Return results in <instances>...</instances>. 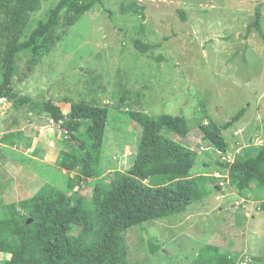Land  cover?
Listing matches in <instances>:
<instances>
[{"label":"rangeland","instance_id":"1","mask_svg":"<svg viewBox=\"0 0 264 264\" xmlns=\"http://www.w3.org/2000/svg\"><path fill=\"white\" fill-rule=\"evenodd\" d=\"M59 1L42 0L23 39ZM259 4L264 0H100L73 26L65 21L73 14L63 12L55 42L39 54L17 55L12 80L18 95L51 99L64 113L80 101L109 108L97 165L108 186L117 172L131 167L141 138V127L129 118V111L187 119L191 128L187 137L168 131L164 135L196 152L191 173L214 178L207 184L211 196L189 206L188 218L178 214L125 232L130 264H189L208 244L236 264H264V194L256 191L244 199L228 184V171L221 167L264 145V37L255 31L246 36ZM262 27L264 34V8ZM135 39L162 45L141 54ZM242 109L244 116L226 127ZM35 118L9 100H0V214L22 213L31 219L33 196L45 184L70 193L66 183L79 174L80 168L68 172L67 178L58 169L33 161L37 153L24 143L22 134L33 132L30 124ZM40 119L54 126L57 148L68 144L60 125ZM211 121L223 130L229 145L226 153L204 140L201 126ZM73 152L83 155L77 148ZM95 183L94 178L85 179L79 191L88 209ZM178 220L180 229L172 230L190 237H169L173 231L167 222ZM79 231L74 228L71 235ZM98 237L92 233L86 240ZM153 244L162 249L151 255ZM9 258L0 253V264Z\"/></svg>","mask_w":264,"mask_h":264},{"label":"trees","instance_id":"2","mask_svg":"<svg viewBox=\"0 0 264 264\" xmlns=\"http://www.w3.org/2000/svg\"><path fill=\"white\" fill-rule=\"evenodd\" d=\"M99 1L60 0L23 39L31 15L40 11L42 0H0V100L7 99L17 110L26 109L60 125L68 144L59 153L58 166L68 172L80 168L79 174L68 179L70 193L45 184L33 196L31 219L22 213L0 214V253L10 256L3 264H130L125 232L149 221L181 214L191 204L211 195L207 184L214 178L191 173L197 163L196 152L164 135L168 131L187 137L191 128L184 117L129 111V118L141 127V138L131 167L124 173L117 172L108 186L97 165L104 149L109 108L80 101L71 103L69 112L64 113L51 99L38 101L15 92L12 78L17 71V55L24 51L39 54L55 42L63 12L73 14L65 18L66 24L73 26L78 16L90 12ZM263 8L264 4L256 6L246 36L255 31L264 37ZM180 14L183 16V12ZM161 45L134 40V47L141 54ZM245 112L242 109L225 126L237 122ZM201 130L204 140L222 153L228 151L218 124L211 121ZM74 148L83 155L75 154ZM221 167L228 171L229 185L244 199L256 191L264 194V145L250 156L238 158L237 163ZM91 178L96 183L92 207L88 209L79 191L83 181ZM74 228H80L75 237L71 235ZM92 233L99 237L88 242ZM161 249L153 244L151 255ZM192 264L236 263L219 249L207 246Z\"/></svg>","mask_w":264,"mask_h":264},{"label":"crops","instance_id":"3","mask_svg":"<svg viewBox=\"0 0 264 264\" xmlns=\"http://www.w3.org/2000/svg\"><path fill=\"white\" fill-rule=\"evenodd\" d=\"M35 119H36V122H33L32 124H30L31 125L30 128H33V132L32 133L24 132L22 134L24 143L26 144L29 142V144L32 145V149H35V152L37 153L36 156H33V158H32L33 161L36 163L41 162L42 164H45L48 167H51L54 169L56 168L59 171H61V175L66 176L68 178L69 177L67 174L68 171H66V170H64L58 166V157H59V153L61 151V148L56 147L57 143L55 140L57 139V136L54 132V126H50L49 124H47V122H46L47 119L44 121V120H41L40 117H38V116ZM26 129H29V127ZM49 133H50V135H49ZM21 139H22V136H20L18 138V141H20ZM37 144L39 145V147ZM14 148H16V147H14ZM39 149L41 151H39ZM228 184H229V182H228ZM66 187H67V183H66L65 188ZM77 189L78 188H76L75 190H77ZM203 200H201V201H203ZM201 201H198V202H201ZM187 210L185 212L181 213L183 215V217H185V218H188L189 214H192V211L187 212ZM220 211H223V209L221 208ZM197 212L198 211H196V213ZM256 213H258V212H256ZM180 217L182 218V216H180ZM170 222H172V223L167 222L168 225L170 224L169 227L171 228L169 231H171L173 228L180 229V226L176 224V223H179V220H178V222H176V221H170ZM173 222H175V223H173ZM181 232L177 231V229H175V231L170 232L171 234H169V237L173 238V240H175L176 238H179L181 236L190 237L187 234H185L186 232H184V231H181ZM190 235H192V234H190ZM213 237L216 238V237H218V235H214ZM208 245H212V244H208ZM212 246H214V245H212ZM199 254H200V252L195 257L197 258V256ZM195 259H193L189 264H192L193 261H195Z\"/></svg>","mask_w":264,"mask_h":264},{"label":"built area","instance_id":"4","mask_svg":"<svg viewBox=\"0 0 264 264\" xmlns=\"http://www.w3.org/2000/svg\"><path fill=\"white\" fill-rule=\"evenodd\" d=\"M232 161H234V160H232Z\"/></svg>","mask_w":264,"mask_h":264}]
</instances>
